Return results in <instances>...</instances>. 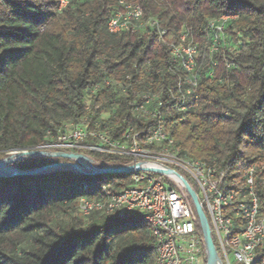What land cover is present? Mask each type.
<instances>
[{
	"label": "trees",
	"instance_id": "trees-1",
	"mask_svg": "<svg viewBox=\"0 0 264 264\" xmlns=\"http://www.w3.org/2000/svg\"><path fill=\"white\" fill-rule=\"evenodd\" d=\"M125 1L138 4L144 20H157L166 36L148 27L109 34L117 0H70L64 8L59 0H0V155L41 154L12 161L17 171L67 163L57 150L34 149L85 117L90 128L101 121L111 134L128 127L149 134L154 124L134 118L133 109L141 92H160L164 131L178 154L225 170L239 189L253 169L264 216V0ZM223 16L235 18L225 32L247 39L235 54L227 43L210 52L205 39L207 22ZM182 33L207 43L198 48V84L181 120L167 69L169 44H178ZM105 79L124 82L125 92L113 87L87 105L89 89ZM129 178L60 170L0 178V264H154L156 245L141 216L85 218L77 211L80 197L96 195L106 183L111 192L121 190Z\"/></svg>",
	"mask_w": 264,
	"mask_h": 264
},
{
	"label": "built area",
	"instance_id": "built-area-1",
	"mask_svg": "<svg viewBox=\"0 0 264 264\" xmlns=\"http://www.w3.org/2000/svg\"><path fill=\"white\" fill-rule=\"evenodd\" d=\"M69 1L59 0V7L64 8ZM234 19L223 16L207 22L205 39L210 52L218 51L227 43L225 30ZM143 27L154 30L159 38L167 33L157 20H144L138 4L117 0L106 25L108 33L115 35ZM228 51L235 54L236 48L230 44ZM169 55L167 71L178 89V96L171 97L173 111L181 114L182 120L187 99L198 84L199 49L187 33H182L178 44H169ZM148 65L145 62L141 68ZM233 67V64L227 65V68ZM113 87L121 94L126 89L124 82L105 79L89 89L87 105L97 93ZM162 106L160 92L146 91L138 95L134 118L154 124L149 134L136 133L132 127L124 134H111L110 128L101 125V121L93 122L90 128L85 117L78 124L66 125L65 132L54 143L34 150H57L58 156L67 161L60 164L62 171L69 169L65 165H72L83 172L81 175H102L96 173L100 169H110L108 174H128L129 184L121 190L111 192L110 184L106 183L96 195L80 197L77 211L85 218L92 214L123 218L138 213L156 245L154 264H206L205 242L201 230L197 229L198 218L187 187L195 194L209 221L215 264H231L230 260L235 264H264V216L254 193L253 169L245 178L244 189H239L227 180L225 170L180 156L173 139L164 131ZM99 116L102 121L107 119L103 112ZM13 152L17 155L23 151ZM91 154L117 158L119 162L103 163ZM122 168L128 170L119 171ZM261 180L264 185V177Z\"/></svg>",
	"mask_w": 264,
	"mask_h": 264
},
{
	"label": "water",
	"instance_id": "water-1",
	"mask_svg": "<svg viewBox=\"0 0 264 264\" xmlns=\"http://www.w3.org/2000/svg\"><path fill=\"white\" fill-rule=\"evenodd\" d=\"M17 155H19V158L11 159L10 161H8L6 163H2V161H0V178L39 175V174H43V173H46V172H49L52 170H60L59 167H61L60 164H57V165H50V166H46V167H42V168H36V169H32V170H25V171H17V170L10 168V167H7L14 160L23 159V158L32 157V156L35 157V156H39L41 154L29 153V152L23 151V152H19ZM65 166L69 168L66 171L72 172L74 174H82L83 173L80 169H78L75 166H72V165H65ZM127 170H128L127 168H122L119 171L122 172V171H127ZM60 171H62V170H60ZM110 172H111L110 169H100L96 173L97 174H108ZM187 192L189 193V195L191 196V198L193 200L195 213H196V216L198 218L199 227H200V230H201L203 238H204L205 249H206V264H215L216 263V253H215V247H214L213 241L211 239L208 222L206 220V217H205L203 211L201 210V208L199 206V203H198L197 198H196L195 194L193 193V191L189 187H187ZM125 216H127V215H125Z\"/></svg>",
	"mask_w": 264,
	"mask_h": 264
},
{
	"label": "rangeland",
	"instance_id": "rangeland-1",
	"mask_svg": "<svg viewBox=\"0 0 264 264\" xmlns=\"http://www.w3.org/2000/svg\"><path fill=\"white\" fill-rule=\"evenodd\" d=\"M225 39H226L227 45H230L231 44V47H235L236 50L238 49V47L240 46V44H242V42H244L245 40H247V39H245L243 37L242 34H239L238 35L236 33L235 35L234 34L230 35V33L227 32V31L225 32ZM192 43L194 45H196L198 48H201V46L203 45L202 43H207V42L204 40V38H203V41L194 38V41H192ZM13 158H19V155H16L15 152H13V151L0 155V161H2V163H6V162L10 161ZM7 167H10V166L8 165ZM133 214L138 215V213H133ZM70 218L71 217L61 215V216H59L58 219L61 220L62 222L67 223V222L70 221ZM230 263L231 264H235L232 260H230Z\"/></svg>",
	"mask_w": 264,
	"mask_h": 264
}]
</instances>
